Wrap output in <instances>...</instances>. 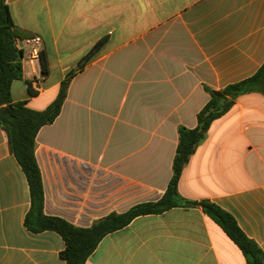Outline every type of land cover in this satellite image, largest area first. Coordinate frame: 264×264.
Instances as JSON below:
<instances>
[{
    "label": "crops",
    "instance_id": "0c3cea01",
    "mask_svg": "<svg viewBox=\"0 0 264 264\" xmlns=\"http://www.w3.org/2000/svg\"><path fill=\"white\" fill-rule=\"evenodd\" d=\"M14 25L42 39L48 76L29 93L31 67L13 101L45 110L71 81L54 123L37 136L45 213L87 228L111 213L159 200L173 175L179 127L196 128L210 100L264 64V0H9ZM28 39V38H26ZM19 48L23 44L18 45ZM25 56L29 49L24 47ZM33 89L36 91L35 87ZM179 193L231 213L264 250V94L235 100L185 167ZM27 178L0 126V264H66L65 241L25 226ZM86 264H247L202 208L136 218L109 234Z\"/></svg>",
    "mask_w": 264,
    "mask_h": 264
},
{
    "label": "trees",
    "instance_id": "16d2710c",
    "mask_svg": "<svg viewBox=\"0 0 264 264\" xmlns=\"http://www.w3.org/2000/svg\"><path fill=\"white\" fill-rule=\"evenodd\" d=\"M9 0H0V126L7 132L11 152L21 166L30 189L31 207L25 218V226L33 233L54 231L65 241L60 256L66 264H86L101 241L114 232L129 226L136 218L161 215L174 208L200 207L215 220L229 239L243 252L247 264H264V250L241 229L235 217L210 200L191 201L179 193V183L185 167L198 147L206 140L213 122L228 113L235 100L246 93L264 94V64L250 78L226 86L221 90L205 86L210 95L207 105L198 114L196 128L179 127V143L173 161V175L164 195L157 201L133 206L124 213H111L83 228L67 220L45 213V190L41 169L37 162V136L40 130L55 122L67 99L72 79L89 63L103 47L106 39L99 41L62 82L57 98L45 110L27 106V101H13L12 85L23 77L25 51L17 46L19 40L33 37L17 28L10 13ZM42 56V67L48 76V65ZM29 93L38 94L28 82Z\"/></svg>",
    "mask_w": 264,
    "mask_h": 264
},
{
    "label": "built area",
    "instance_id": "2783aa9c",
    "mask_svg": "<svg viewBox=\"0 0 264 264\" xmlns=\"http://www.w3.org/2000/svg\"><path fill=\"white\" fill-rule=\"evenodd\" d=\"M23 44L20 49L24 50V47L29 49L28 55L23 57L22 63H25L31 67L33 74L32 87L34 86L37 92H40L42 85L46 80V76L43 73L42 67V39L40 37L28 38L24 40H19L17 46Z\"/></svg>",
    "mask_w": 264,
    "mask_h": 264
}]
</instances>
